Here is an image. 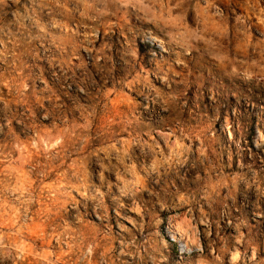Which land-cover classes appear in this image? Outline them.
<instances>
[{"label":"rangeland","instance_id":"1","mask_svg":"<svg viewBox=\"0 0 264 264\" xmlns=\"http://www.w3.org/2000/svg\"><path fill=\"white\" fill-rule=\"evenodd\" d=\"M0 264H264V0H0Z\"/></svg>","mask_w":264,"mask_h":264}]
</instances>
